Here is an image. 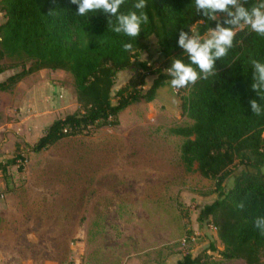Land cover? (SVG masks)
Listing matches in <instances>:
<instances>
[{"label": "rangeland", "instance_id": "obj_1", "mask_svg": "<svg viewBox=\"0 0 264 264\" xmlns=\"http://www.w3.org/2000/svg\"><path fill=\"white\" fill-rule=\"evenodd\" d=\"M157 43L151 37L133 68L117 75L112 97L136 82L142 63L164 69ZM0 66L13 67L0 82L22 71L15 60ZM154 79L146 78L143 92ZM182 99L167 85L155 101L126 109L118 127L90 129L34 153L30 146L55 120L78 111L73 77L43 70L0 92V264H150L170 252L223 248L213 222L202 227L204 237L191 238L200 211L219 195L214 181L188 173L181 160L185 139L172 130L193 124ZM17 156L23 161L5 167ZM234 187L232 176L224 193Z\"/></svg>", "mask_w": 264, "mask_h": 264}, {"label": "trees", "instance_id": "obj_2", "mask_svg": "<svg viewBox=\"0 0 264 264\" xmlns=\"http://www.w3.org/2000/svg\"><path fill=\"white\" fill-rule=\"evenodd\" d=\"M253 2L248 0L246 6ZM132 3L133 0H125L121 11L130 10ZM147 3L149 23L136 38L135 50L128 53L123 51L121 42L131 41L108 29L112 17L102 13L77 16V6L71 0H0V13L6 20L0 24V61L15 60L22 68L20 73L0 82V92H11L43 70L67 72L74 79L78 111L55 120L30 146L32 152L41 153L90 129L118 127L119 116L130 106L151 103L159 97L172 79L165 71L174 59L187 63L178 45L181 31L191 35L188 29L197 21H202L201 34L207 27L215 30L218 23L228 27L224 24L229 19L226 14L215 13L216 19L208 20L196 11L192 0ZM151 37L157 39L164 69L153 71L142 63L136 82L112 97L117 75L133 68L148 49ZM251 60L264 62V37L246 29L235 36L227 56L214 62L212 77L178 90L184 98L182 113L193 124L172 133L185 139L181 160L186 171H196L215 182L219 199L200 211L198 222H213L223 246V251H218L211 245L210 255L207 251L196 258L186 255L178 264H215L210 259L213 254L224 261L264 264V230L255 224L257 218H264V112L253 114L249 105L252 99L261 104L264 100L260 101L250 88ZM10 69L13 67L0 66V74ZM147 77L155 79L150 89L143 92ZM18 160L23 158L17 156L5 167L15 166ZM232 176L235 187L225 194L224 184Z\"/></svg>", "mask_w": 264, "mask_h": 264}, {"label": "clouds", "instance_id": "obj_3", "mask_svg": "<svg viewBox=\"0 0 264 264\" xmlns=\"http://www.w3.org/2000/svg\"><path fill=\"white\" fill-rule=\"evenodd\" d=\"M77 6L75 13L80 17L96 16L102 13L105 17H112L108 21V29L113 33L127 38L130 43H122L125 52H133L134 43L142 32L143 26L149 23L147 0H133L131 9L122 12L121 7L125 0H71ZM197 12H200L208 20H215V13H224L229 19L224 21L228 27H222L219 23L215 30L207 27L204 34L199 32L196 25L179 34L178 45L183 49L187 63L183 59H174L168 74L172 77L168 85L173 90L184 89L195 84L198 80H207L214 75V62L226 57L233 47L235 36L244 30L264 37V0H254L248 7V0H192ZM251 84L250 88L264 100V62L251 60ZM253 114L260 115L264 112V104L256 99L249 101ZM256 227L264 230V218H257Z\"/></svg>", "mask_w": 264, "mask_h": 264}, {"label": "crops", "instance_id": "obj_4", "mask_svg": "<svg viewBox=\"0 0 264 264\" xmlns=\"http://www.w3.org/2000/svg\"><path fill=\"white\" fill-rule=\"evenodd\" d=\"M1 75H3V74H0V78H1ZM146 83H147V81H146ZM152 84H153V82H152ZM152 84H151V86H152ZM207 222H209V221H205L204 223H199L197 221L196 225L195 226L193 225V227H194L193 233H192L193 235L191 237L193 241H194V239H196L195 237H197L198 235H201L202 237L205 236V233L200 232V231H201L202 227H204V224ZM209 233L212 234L210 231H209ZM215 236H216V239H218L217 234ZM219 243H220V241H219ZM217 250L223 251V248L218 247ZM206 251H207V255H210V251H208V250H206ZM203 253H201V251H198V249H194V250L188 252L187 254H183L180 252H174V253L170 252V253H167L166 255H164L160 260L153 262V263H150V264H178L179 262L183 261V259L186 255H191L193 258H196ZM217 259H220V257L218 255L213 254L212 261L214 260V261L218 262ZM142 264H144V262ZM147 264H149V263H147Z\"/></svg>", "mask_w": 264, "mask_h": 264}, {"label": "built area", "instance_id": "obj_5", "mask_svg": "<svg viewBox=\"0 0 264 264\" xmlns=\"http://www.w3.org/2000/svg\"><path fill=\"white\" fill-rule=\"evenodd\" d=\"M0 196H2V195H0Z\"/></svg>", "mask_w": 264, "mask_h": 264}]
</instances>
